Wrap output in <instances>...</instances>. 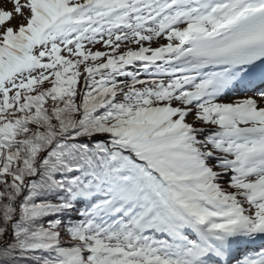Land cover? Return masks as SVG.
<instances>
[{"label": "snow or ice", "instance_id": "1", "mask_svg": "<svg viewBox=\"0 0 264 264\" xmlns=\"http://www.w3.org/2000/svg\"><path fill=\"white\" fill-rule=\"evenodd\" d=\"M0 264H264V0H0Z\"/></svg>", "mask_w": 264, "mask_h": 264}, {"label": "rangeland", "instance_id": "2", "mask_svg": "<svg viewBox=\"0 0 264 264\" xmlns=\"http://www.w3.org/2000/svg\"><path fill=\"white\" fill-rule=\"evenodd\" d=\"M7 7L8 8H11V4L9 3L8 5H7ZM14 23L16 22V21H13Z\"/></svg>", "mask_w": 264, "mask_h": 264}]
</instances>
